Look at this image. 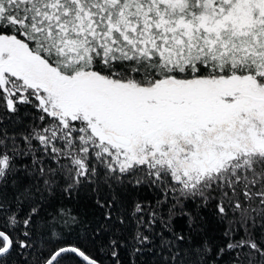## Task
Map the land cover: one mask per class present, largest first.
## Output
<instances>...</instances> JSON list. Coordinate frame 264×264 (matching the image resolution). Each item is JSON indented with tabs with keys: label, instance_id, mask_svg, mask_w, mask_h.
<instances>
[{
	"label": "snow or ice",
	"instance_id": "1",
	"mask_svg": "<svg viewBox=\"0 0 264 264\" xmlns=\"http://www.w3.org/2000/svg\"><path fill=\"white\" fill-rule=\"evenodd\" d=\"M0 264H264V0H0Z\"/></svg>",
	"mask_w": 264,
	"mask_h": 264
}]
</instances>
